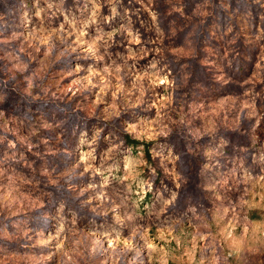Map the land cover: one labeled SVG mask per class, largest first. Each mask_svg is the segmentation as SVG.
I'll list each match as a JSON object with an SVG mask.
<instances>
[{"label": "rangeland", "instance_id": "1", "mask_svg": "<svg viewBox=\"0 0 264 264\" xmlns=\"http://www.w3.org/2000/svg\"><path fill=\"white\" fill-rule=\"evenodd\" d=\"M0 264H264V0H0Z\"/></svg>", "mask_w": 264, "mask_h": 264}]
</instances>
